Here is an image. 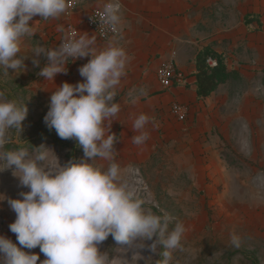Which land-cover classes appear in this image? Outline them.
<instances>
[{
    "label": "clouds",
    "instance_id": "clouds-1",
    "mask_svg": "<svg viewBox=\"0 0 264 264\" xmlns=\"http://www.w3.org/2000/svg\"><path fill=\"white\" fill-rule=\"evenodd\" d=\"M69 7L70 0H0V70L4 75L9 70L25 72L29 57L39 67V57L44 56L47 63L38 75L54 81L57 74L66 73L69 61L91 57L79 68L83 81L56 87L44 116L46 126L61 139H74L82 147L84 156L78 162L61 165L53 150L43 145L33 146L31 152L25 147L5 149L13 134L16 143H21L28 108L0 92V171L14 168V176L29 189L20 194L22 199L8 200L16 214L9 228L18 243L0 235V264H37L40 255L25 251L37 247L46 257L40 264H131L133 257L143 258L141 250L146 248L159 257L157 264H171L173 251H183L185 226L177 222L170 229L173 218L146 206L115 162V144L120 139L111 128L121 111L116 97L126 76L125 50L115 45L98 50L95 37L86 33L65 36L54 48L40 44L30 55L21 54L25 38L37 33V21L29 23L33 17L59 19ZM100 19L116 28L121 21L119 6L105 4ZM149 123L146 114L133 118L135 145L149 139ZM97 159L109 163L97 165ZM109 236L120 254L132 252L131 260L101 251ZM241 244V237L233 234L231 245L239 248Z\"/></svg>",
    "mask_w": 264,
    "mask_h": 264
},
{
    "label": "crops",
    "instance_id": "crops-1",
    "mask_svg": "<svg viewBox=\"0 0 264 264\" xmlns=\"http://www.w3.org/2000/svg\"><path fill=\"white\" fill-rule=\"evenodd\" d=\"M72 1L74 7H69L59 19L43 20L35 16L31 22L33 24L37 21V31L44 28L52 32L55 38L59 36L61 39L66 23L72 21L78 26L80 35L88 33L95 37L98 50L110 45L125 50L126 76L118 86L116 97L121 111L111 128V132L120 139L115 144V162L122 169L123 179L127 181L132 170L141 171L143 168H151V174L155 175L158 168L154 158L159 153H163V157L167 154L175 175L185 176L188 182L198 187L207 186V190H213L216 182L224 183L226 178L231 177L234 171L222 155L219 138L228 133L227 126L242 119L243 108L250 103L256 104V99L248 101L246 94L252 89L257 90L259 85L251 82L254 80L252 73L236 64L237 57L229 52L227 44L236 40L231 32L235 22L242 24L244 32H256L248 29L244 17L247 13L259 12L247 9L245 0ZM107 3L119 6L121 21L119 34L104 42L98 39L88 25L87 18L93 10L104 8ZM241 9L245 10L240 18L238 15ZM257 25L255 22L251 28ZM61 27L63 31L58 30ZM55 43L52 42L51 48L57 46ZM205 46L223 53L229 69L238 74L221 84L209 97L199 98L196 91V57ZM172 57L177 71L186 80L184 84L163 89L157 76L158 69L162 62ZM90 58L84 57L74 65L67 64V71L63 74L70 76L71 84L83 81L79 68ZM134 97H138L135 102ZM175 103L190 106L186 120H179L171 112ZM140 114L150 117L146 128L150 136L144 145L137 146L131 139L136 134L132 130V122ZM108 163L101 162V165L106 167ZM7 210L4 205H0V216L10 212ZM0 235L18 243L16 234L10 231L9 226H0ZM38 248L27 251L38 253Z\"/></svg>",
    "mask_w": 264,
    "mask_h": 264
},
{
    "label": "rangeland",
    "instance_id": "rangeland-1",
    "mask_svg": "<svg viewBox=\"0 0 264 264\" xmlns=\"http://www.w3.org/2000/svg\"><path fill=\"white\" fill-rule=\"evenodd\" d=\"M245 1L247 9L260 13L261 26L256 32H244L242 24L235 22L231 32L236 40H231L227 48L236 55V64L253 74L254 80L251 82L259 86L246 94L247 100L255 98L256 101H253L256 104L250 103L243 108L242 119L227 126L226 135L220 134L222 155L234 174L224 183L216 182L213 190H207V186L198 187L188 182L185 176L175 175L167 154L163 157V153H159L154 158L158 168L155 175L151 174V168H143L141 171L132 170L127 178L146 206L157 214L167 213L173 218L170 229L177 222L185 226L183 251H173L171 264H264V0ZM244 10L239 11L240 18ZM29 23L32 24L31 21ZM36 32L34 37L25 38L22 55H30L32 48L40 44L51 48L55 41V45L59 46V36L55 38L52 32L44 28ZM39 59V67L32 64L31 57L26 59V71L23 73L9 70L4 75L0 70V92L4 93L6 99H15L28 108L27 117L22 122L21 143H16L13 134L5 149L25 147L31 152L33 146L43 145L53 150V157L56 154L61 165L70 160L78 162L84 156L78 142L61 139L44 122L52 92L63 83H70V76L60 73L54 81L46 80L38 73L47 59L44 56ZM101 162L106 163L99 159L95 161L97 165H101ZM13 171L14 168L0 171V199L4 198L0 200V205L10 211L0 216L1 227H8L16 219L8 200L22 199L20 194L29 191L20 184ZM233 234L241 237V247L231 245ZM117 247L111 236L100 246L101 251L109 252L110 256L119 258V255H123L131 260L132 252L120 254L121 250L115 249ZM38 254L40 260L37 263L40 264L46 257L40 253V249ZM141 255L143 258L133 257L131 264H136L137 260V264H157L159 259L147 248L141 250Z\"/></svg>",
    "mask_w": 264,
    "mask_h": 264
},
{
    "label": "built area",
    "instance_id": "built-area-1",
    "mask_svg": "<svg viewBox=\"0 0 264 264\" xmlns=\"http://www.w3.org/2000/svg\"><path fill=\"white\" fill-rule=\"evenodd\" d=\"M73 1H70V8H73ZM103 8L93 10L87 18L88 25L95 31L98 39L100 41H110L114 39L119 34V25L116 28H109L101 22V13ZM75 34L76 36L80 35V31L78 26L72 21H68L66 23L64 34L62 38L65 36H70ZM61 38V39H62ZM61 43V42H60ZM59 43V44H60ZM82 58L76 59L75 61H69L68 65H74L81 61ZM207 62L211 65H216L217 62L212 58H208ZM158 80L163 89H170L176 84H184L185 76L178 72L175 66L174 57L168 59L161 63L158 69ZM171 112L176 116L179 120L184 121L188 118L190 114V106L184 103H175L171 107Z\"/></svg>",
    "mask_w": 264,
    "mask_h": 264
},
{
    "label": "trees",
    "instance_id": "trees-1",
    "mask_svg": "<svg viewBox=\"0 0 264 264\" xmlns=\"http://www.w3.org/2000/svg\"><path fill=\"white\" fill-rule=\"evenodd\" d=\"M244 21L248 29L258 30L261 26L260 13H247ZM257 23V27H252L251 24ZM208 58H212L217 62L216 65H211L207 62ZM237 72L230 70L226 62V56L213 49L211 46L203 47L196 57V91L199 98L209 97L215 92L221 84L228 80L237 77ZM1 85V84H0ZM257 264V263H255Z\"/></svg>",
    "mask_w": 264,
    "mask_h": 264
}]
</instances>
